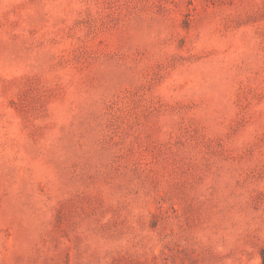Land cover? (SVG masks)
<instances>
[{
	"label": "rangeland",
	"instance_id": "374dc122",
	"mask_svg": "<svg viewBox=\"0 0 264 264\" xmlns=\"http://www.w3.org/2000/svg\"><path fill=\"white\" fill-rule=\"evenodd\" d=\"M0 264H264V0H0Z\"/></svg>",
	"mask_w": 264,
	"mask_h": 264
}]
</instances>
